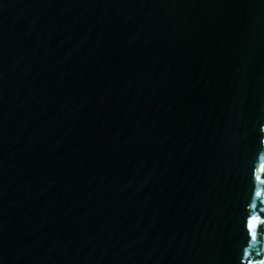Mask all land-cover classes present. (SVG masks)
Segmentation results:
<instances>
[{
	"label": "water",
	"instance_id": "water-1",
	"mask_svg": "<svg viewBox=\"0 0 264 264\" xmlns=\"http://www.w3.org/2000/svg\"><path fill=\"white\" fill-rule=\"evenodd\" d=\"M262 129L264 0H0V264H261Z\"/></svg>",
	"mask_w": 264,
	"mask_h": 264
},
{
	"label": "snow or ice",
	"instance_id": "snow-or-ice-1",
	"mask_svg": "<svg viewBox=\"0 0 264 264\" xmlns=\"http://www.w3.org/2000/svg\"><path fill=\"white\" fill-rule=\"evenodd\" d=\"M262 131H264V129H262ZM259 172H264V163H261L260 168H259V170H258V173H259ZM256 179H257L260 183L264 184V180L261 179V177H260L259 174H257ZM256 195H257V197H260V196L262 195V193H260V192L258 191V192L256 193ZM259 223H264V221H261V220L259 219V217L252 216V217H249V218H248V221H247L248 232H249V234H251L253 240L256 239V230H257V225H258ZM261 264H264V261H262Z\"/></svg>",
	"mask_w": 264,
	"mask_h": 264
}]
</instances>
